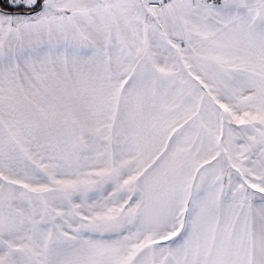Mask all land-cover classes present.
Masks as SVG:
<instances>
[{"label":"snow or ice","instance_id":"snow-or-ice-1","mask_svg":"<svg viewBox=\"0 0 264 264\" xmlns=\"http://www.w3.org/2000/svg\"><path fill=\"white\" fill-rule=\"evenodd\" d=\"M0 4V264H264V0Z\"/></svg>","mask_w":264,"mask_h":264},{"label":"trees","instance_id":"trees-1","mask_svg":"<svg viewBox=\"0 0 264 264\" xmlns=\"http://www.w3.org/2000/svg\"><path fill=\"white\" fill-rule=\"evenodd\" d=\"M0 9H1V10H5V11L10 10V9H4L3 6H2V4H0Z\"/></svg>","mask_w":264,"mask_h":264},{"label":"crops","instance_id":"crops-1","mask_svg":"<svg viewBox=\"0 0 264 264\" xmlns=\"http://www.w3.org/2000/svg\"><path fill=\"white\" fill-rule=\"evenodd\" d=\"M1 10V9H0Z\"/></svg>","mask_w":264,"mask_h":264}]
</instances>
